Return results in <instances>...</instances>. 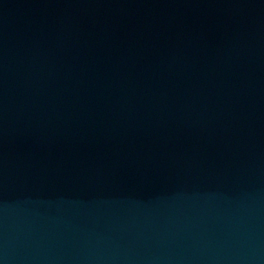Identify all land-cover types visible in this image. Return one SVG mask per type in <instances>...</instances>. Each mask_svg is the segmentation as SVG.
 <instances>
[{
    "label": "water",
    "instance_id": "obj_1",
    "mask_svg": "<svg viewBox=\"0 0 264 264\" xmlns=\"http://www.w3.org/2000/svg\"><path fill=\"white\" fill-rule=\"evenodd\" d=\"M0 264H264V0H0Z\"/></svg>",
    "mask_w": 264,
    "mask_h": 264
}]
</instances>
